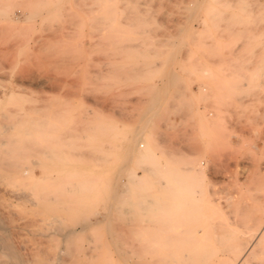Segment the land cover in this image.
Here are the masks:
<instances>
[{
  "label": "rangeland",
  "instance_id": "374dc122",
  "mask_svg": "<svg viewBox=\"0 0 264 264\" xmlns=\"http://www.w3.org/2000/svg\"><path fill=\"white\" fill-rule=\"evenodd\" d=\"M125 7L140 17V24H134ZM94 20L112 30L107 33ZM113 44L126 49L113 46L111 51ZM262 52L264 0H0V111L28 114L42 109L50 129L42 131L44 142L35 140L39 144L35 142L33 152L18 155L19 164L32 168L38 179L61 177L67 184L71 173L79 175L75 182L90 179L86 190L59 203L75 210L56 215L62 216L63 225L84 219L101 222L63 241L48 227V211L15 198L16 191L29 190L28 180H0V234L9 239L7 245L18 249L28 264H54L56 248L69 246L76 259L70 256L67 264H125L118 258L119 245L128 247L138 264H161L160 251L151 255L146 249L144 232L126 231L122 243L109 234L111 225L129 221L115 209L134 197L162 196L158 184L144 187L148 169L162 172L169 165L182 170L199 163L196 202L182 203L188 204L184 214L193 217L191 223V217L180 218L184 227L198 232L204 224L216 233L239 227L238 236L261 238L247 264H264V234L250 237L264 224ZM39 148H50L47 159L56 161L47 160ZM128 177L140 185L119 186ZM119 218L124 221L118 223ZM137 219L135 227L147 226L145 216ZM0 258H6L2 251Z\"/></svg>",
  "mask_w": 264,
  "mask_h": 264
},
{
  "label": "bare ground",
  "instance_id": "6f19581e",
  "mask_svg": "<svg viewBox=\"0 0 264 264\" xmlns=\"http://www.w3.org/2000/svg\"><path fill=\"white\" fill-rule=\"evenodd\" d=\"M136 8L138 10V7H136ZM87 9H89V7L85 8V10H87ZM125 9L126 10L129 9V7H127V8L125 7ZM91 10H89V11H91ZM128 11L130 12V10H127L125 12L128 13ZM132 14L134 15V13H132ZM140 14H142V12ZM128 15H129V13H128ZM133 15H131V12H130L129 16L134 17V20H135L137 17L133 16ZM103 16H102V18L104 19L105 16L104 17ZM92 17L94 19H97V17H99V16H97V17L95 16L96 17L95 18L93 15ZM126 17L128 18V16H126ZM93 18H92V20H93ZM99 18H100V20H99ZM99 18H98V20L102 21L101 17H99ZM138 19H140V17ZM138 19L133 21L131 18L130 20L133 21L134 24H138V22L140 21V20L138 21ZM92 20H91V22H92ZM130 20H129V22H130ZM99 21L96 22L94 20V24L97 23L96 26L97 25L100 26V24H101V26L104 27L103 29H105L106 28L105 25H102V22L104 20L102 22H100V24H99ZM135 22H137V23H135ZM139 24H140V22H139ZM109 30H112V29H108V32H109ZM106 32H107V28H106ZM101 39H100V41H101ZM98 40L99 39H97L96 42H94V40H93L94 44H96L98 42ZM104 40L108 41V39L106 40V38ZM104 40L102 39L101 42L103 43ZM129 40H131V39H129ZM139 40H141V39H139ZM133 41H134V39H133ZM135 41H136V43H139V41L137 42L136 38H135ZM135 41H134V43H135ZM131 43H132V41H131ZM104 44H105L104 47L108 46V45L106 46L107 43H104ZM126 44L127 45L129 44L126 48L130 47V42L129 43L125 42L124 47L126 46ZM92 45L93 44H91V46ZM114 45L115 44L112 45L111 51H112V48ZM119 45H121V44H118V47L114 46V48L116 47L120 51ZM249 45H250V43H249ZM102 46H103V44L101 46H98V44H97V47H99L100 50L102 49V48H100ZM109 46H110V44H109ZM122 47L123 46H121V48ZM108 48H110V47H108ZM125 49L123 50V48H122L121 51H125ZM134 49L136 50V48H134ZM104 51L106 53L105 49H104ZM101 52H103V51H101ZM127 52H128V49H127ZM107 53H110V52H107ZM122 53H120V54H122ZM262 53H264V52H262ZM120 54H118V56ZM231 55H233V54H231ZM103 56L101 55V57H103ZM104 57H106V56H104ZM131 57H133V56H131ZM109 58L112 59L113 57L111 58L109 56ZM236 58L238 59V57H236ZM106 59H108V58H106ZM106 59H104V60H106ZM229 62H230V60H229ZM102 64H104V63H102ZM232 65H233V63H232ZM250 66H252V65H250ZM232 68H234V67H232ZM236 69H237V67H236ZM114 70H116V69H114ZM136 70H138V68ZM89 71L92 72V70H89ZM94 71H93V73H94ZM97 71H95L94 74L92 73L93 76L94 75L96 76V73L98 74ZM110 71H112V70H110ZM117 71H118V69H117ZM105 72H107V71L105 70ZM118 72L120 73V71H118ZM138 72H140V71H138ZM101 73H103V72H101ZM115 74H113V75H115ZM238 74L240 75V72ZM98 76L101 77V75H97V77ZM102 76H104V74ZM99 78H97V80ZM241 79H242V77H241ZM231 81H233V80H231ZM242 81L245 82L244 79H242ZM242 81H241V83H242ZM235 83H237V81ZM230 90L232 91L231 88H230ZM0 104H1V101H0ZM9 105L10 104H8V106ZM11 105H13V104H11ZM9 107L14 108V106H9ZM30 109H31V107H30ZM30 109L28 111H30ZM8 110L3 111V109H2V111H0V180H4V182L6 180L9 182L10 178L15 179L16 181L28 180L27 181V187L29 190H25V191L23 190V191H19V192L16 191V197L15 198H17V195H18L17 199H22L24 203L29 204L31 207H34L37 209L38 208L39 209H45L46 211H48V213H50V217H49L50 220L49 221L47 220L48 222H46V223L47 224L49 223V226L48 225L47 226L50 227L52 225L51 227L54 228V233H59L60 236L63 238V241H67V240L71 241V239L75 238L76 235L81 234V233L91 229L93 226L101 223L100 221H91L89 219H84V220L77 221L71 225H65V224L63 225L62 216L56 215V213L59 211L60 212L74 211L75 207L71 204L70 205L69 204L68 205H60L59 203L62 202V200H64L65 198H67L69 195L72 196L74 194L81 193L82 190H86L88 188V185L91 183L90 179H86L85 181H76L75 182L74 179L77 176H79L77 173H71L69 175L70 182H68L67 184L61 183L59 181L61 177L60 178L59 177L54 178L53 176L45 175L43 178L38 179V177H36V175L33 174L32 168H30L29 166L27 167L26 165L25 166L20 165L18 155H20L21 153H25L26 151L33 152L34 151L33 147L36 146V144H39L38 142H40V140L43 141V139H45V137H44L45 135L43 136L42 131L49 129L48 127L45 126V124H46L45 122L48 123L49 121H47V119L45 121V119L43 118L42 114H44V113L41 112V111H43L42 109L40 110L38 108H32L28 114H24L23 110H22V112L21 111L20 112L19 111L18 112H16V111L11 112ZM48 125H49V123H48ZM47 133L49 134V132H47ZM47 138H48V136H47ZM55 138H57V136H55ZM35 140H38V142ZM35 142H37V143L35 144ZM40 149L41 148H39L40 154L43 155L46 159L49 158V156H50L49 153L52 154V152H49L50 148L49 149L47 148L48 150H45V149L40 150ZM35 151H36V148H35ZM47 160H49V159H47ZM50 160L55 162L56 158L52 157V158H50ZM187 164H190V163H187ZM198 164L197 165L195 164L197 167H195V165H194L193 168H190V167L189 168H183L182 170H178L177 168H174V167L169 166V165H165L162 172H156L155 170H152V169L149 170L148 169L146 171L145 176L143 177L144 187L145 188H147V187L153 188L156 184H158L159 189L162 190V196L158 195L157 191L154 189V191H156L157 194H155V192L153 190H152V193L154 192L155 196L147 197L148 196L147 195L146 197H144V196L138 197V198L134 197V201H131V199L130 200L128 199L130 202L128 201V203H127V200H126V203H127L126 206L125 205L117 206L115 209L118 212L117 216L122 218V219L125 218L129 221L126 220L127 222H125L124 220L121 219L124 222H122L120 224L111 225L112 231H110L109 234L111 232L115 233L116 238L120 240V238L122 237V233H124L126 231H127L126 232L127 234L129 232L130 234L135 233L138 235H141V233L144 232L145 237L148 235V237H146V239L143 238L148 243V246L147 245H146L147 247L145 246L146 249L148 248L149 251L152 250V251H150V254L152 252L154 253L155 251L157 252L159 250L160 255L159 254L158 255L161 257V260H163V261H161V264H247L248 259L255 254L256 248L260 244V241H258V239L260 240L261 238L255 239V241H254V239L247 238L248 236L247 237H244V236L240 237L241 235L240 236H238V235L242 233V232H239V231H241V229L238 230L239 227L235 228L234 225H232V224H231L232 225L231 227H233V229H231V228L229 229V228L224 227L226 229L225 230L224 228L222 229L219 227L222 230V232L216 233L214 231H210V229L207 227L208 225L205 226L204 224H202L203 222H201V224H202L201 226L198 222L199 227L200 228L202 227L201 229L199 227H196V229L197 228L200 229V230L198 229L199 230L198 232L194 231V230H188V228L184 227L187 224H185L184 222H181L183 220L180 218L184 217L187 219V218L191 217L190 214H184V212H183L185 210L184 208H186V205L188 208V204L184 205L182 203L184 202V203L191 204L190 202H193L196 199L194 195H197V193L199 192L197 190L198 188L195 187L197 185V183H199L198 176L201 175V174L198 175V173L202 172V171H200L201 170V167H199L200 164L199 165ZM200 166H202V165H200ZM25 176H26V178H25ZM117 177H119V176H117ZM201 180H202V178H201ZM7 181L5 183H7ZM51 182H53L54 184L52 186H49L48 184H50ZM140 183H141L140 181L135 182L132 179V177H128L127 181L122 182V183L120 182L119 186H121L123 188H126V187L134 188V187H138L140 185ZM22 185L25 186L24 184H22ZM15 190H17V189H15ZM123 193H124V191H123ZM159 193L161 194L160 191H159ZM150 195H151V193H150ZM199 201H201V199ZM131 202L135 203L134 208H132L133 203H131ZM162 202H163V204H161ZM195 202H196V200L194 201V203ZM197 203H199L198 199H197ZM191 205H190V207H191ZM196 205H198V204H196ZM193 206L195 207V205H193ZM194 207H192V208H194ZM30 209L32 210V208H30ZM192 210L194 211L195 209H192ZM109 212H111V211H109ZM195 212H197V211L195 210ZM106 213L108 214L107 211H106ZM186 213H188V212L186 211ZM190 213H191V210H190ZM196 214H199V213H196ZM140 216H145L147 218V222H148V223H146L147 226H144L142 229L141 228L139 229V227L138 228L135 227V226H137L136 224H138V226H139V223L134 222V220L139 218ZM108 217H109V215H106L103 218L107 219ZM217 217H216V220H217ZM120 218L118 219V223H119ZM156 218L157 219L164 218V220L162 219L164 221V223L161 224L164 228H162V227L160 228L161 225H157L158 221ZM192 218L193 217H191V219H190V223L192 222ZM0 219H3V218H1V216H0ZM152 219L156 220V222H157V223L155 222L156 225H154V224L150 225V223L152 222ZM194 219H195V217H194ZM137 221H138V219H137ZM1 222H2V220H1ZM46 223H44V225ZM159 223H160V220H159ZM216 223H217V221H216ZM106 224H107V222H106ZM148 224H149V226H148ZM198 224L196 223V225H198ZM220 224H223V223H220ZM193 225H195V224H193ZM157 226H159V227H157ZM2 227H3V225H2ZM220 229H219V231H220ZM3 230H6V229H3ZM50 230H52V229H50ZM215 230L218 231V228H216ZM44 231H45V229H44ZM1 233L3 234V231ZM4 234H3V236H4ZM187 234L189 235V237H185V235H187ZM244 234L245 233L243 232V235ZM260 234H264V224L258 227V229L256 230V233L253 232V235L251 234V236H250V234H249V236L254 237V235H260ZM112 235H114V234H112ZM48 239H50V238H48ZM6 241H9V239L6 240V238L2 237L0 234V250L2 252H4V255L6 257L5 260L3 258H0V264H28V263H30L29 262L30 260H28V263H27V261L25 262L23 260V258L21 257L22 254L20 255L19 252H17L18 249H16L17 250L16 251L13 247L8 246ZM123 241L120 240L119 243L120 242L122 243ZM138 241H140V239H138ZM141 242L143 244L145 241L144 242L141 241ZM8 243H10V241ZM119 243L117 245H119ZM127 248L121 247L120 245H119V247L117 246L116 250L118 252V258L119 259H125L126 263L123 262L125 264H138L132 260L133 256L131 257V255H128L129 249H127ZM131 248L135 249V250L140 249V247L136 248L135 246H131ZM142 248H144V246ZM87 249L88 250H90V249L94 250V248H90V249L87 248ZM42 250L43 249H41V251ZM56 250H58V252L54 256V261H55L54 264H67L68 261L66 263V260H67V258H69L70 256L73 255V254L72 255L69 254L71 252V250L73 251V249L69 246V247H64V248L61 247L58 249L56 248ZM148 250H147V252H148ZM1 251H0V253H1ZM34 251L36 252V251H38V249H34ZM134 252L138 253L139 251H137V252L134 251ZM78 255L74 254V256H78ZM92 256L93 255H91L90 257L88 256L89 259H91ZM32 257H34V256H32ZM72 257L69 258V260H70L69 262H71ZM73 258H75V257H73ZM1 259H3V260H1ZM42 259H43V257H42ZM42 259L40 257V260H42ZM47 259H48V256H47ZM94 259L96 260V257ZM25 260H26V258H25ZM40 260H39V262H41ZM158 261H160V260L159 259L154 260L155 263L156 262L158 263ZM89 262H91V261H89ZM44 263L48 264L45 261H44ZM44 263H42V264H44ZM73 263H74V260H72V264ZM92 263H93V261H92ZM94 263H95V261H94ZM158 264H160V263H158Z\"/></svg>",
  "mask_w": 264,
  "mask_h": 264
}]
</instances>
